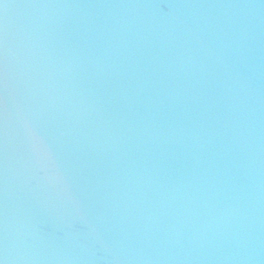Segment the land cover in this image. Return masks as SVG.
I'll return each mask as SVG.
<instances>
[{
	"label": "water",
	"instance_id": "95a60500",
	"mask_svg": "<svg viewBox=\"0 0 264 264\" xmlns=\"http://www.w3.org/2000/svg\"><path fill=\"white\" fill-rule=\"evenodd\" d=\"M172 2L0 0V264H264V0Z\"/></svg>",
	"mask_w": 264,
	"mask_h": 264
},
{
	"label": "snow or ice",
	"instance_id": "6c2138e0",
	"mask_svg": "<svg viewBox=\"0 0 264 264\" xmlns=\"http://www.w3.org/2000/svg\"><path fill=\"white\" fill-rule=\"evenodd\" d=\"M156 7L161 15L166 16L174 8V4L172 0H156ZM5 73H7V63H5ZM25 132L27 134V138L26 140H22V143H24L26 150L28 151L31 144V135H44V128L41 122L28 111L20 115L16 127L17 136L23 137ZM5 246H7V237H5Z\"/></svg>",
	"mask_w": 264,
	"mask_h": 264
},
{
	"label": "clouds",
	"instance_id": "9594fccd",
	"mask_svg": "<svg viewBox=\"0 0 264 264\" xmlns=\"http://www.w3.org/2000/svg\"><path fill=\"white\" fill-rule=\"evenodd\" d=\"M175 9L173 8L169 13L168 16L174 15Z\"/></svg>",
	"mask_w": 264,
	"mask_h": 264
}]
</instances>
